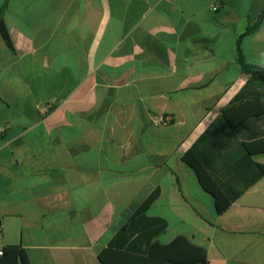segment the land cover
<instances>
[{"label": "crops", "instance_id": "0c3cea01", "mask_svg": "<svg viewBox=\"0 0 264 264\" xmlns=\"http://www.w3.org/2000/svg\"><path fill=\"white\" fill-rule=\"evenodd\" d=\"M263 9L0 0L12 44L0 36V250L101 264L154 190L146 215L166 223L158 242L184 235L207 264H264V101H234L248 79L239 37L245 61L264 68V18L243 36ZM164 115L171 123L155 125ZM202 181L230 201L221 213Z\"/></svg>", "mask_w": 264, "mask_h": 264}, {"label": "trees", "instance_id": "16d2710c", "mask_svg": "<svg viewBox=\"0 0 264 264\" xmlns=\"http://www.w3.org/2000/svg\"><path fill=\"white\" fill-rule=\"evenodd\" d=\"M264 18V9L259 20L249 26L243 36L256 31ZM0 36L9 48L12 44L3 21L0 19ZM242 37V36H241ZM237 39V61L243 74L248 76L246 84L234 101L249 98H263L264 101V68L245 61L239 48L240 38ZM225 114V113H224ZM233 126V125H232ZM183 160L191 166L196 173L199 166L187 155ZM264 172V166H262ZM203 184V181H202ZM204 185V184H203ZM204 187L215 198L216 210L221 213L229 205L230 201H221L219 193L215 189ZM157 191H152L131 215L108 245L98 253L101 264H207L206 249L192 243L184 235H177L171 241L161 244L157 237L164 232L166 223L160 218L146 215ZM0 264H30L26 253L19 246H5L1 249Z\"/></svg>", "mask_w": 264, "mask_h": 264}, {"label": "built area", "instance_id": "2783aa9c", "mask_svg": "<svg viewBox=\"0 0 264 264\" xmlns=\"http://www.w3.org/2000/svg\"><path fill=\"white\" fill-rule=\"evenodd\" d=\"M218 9V5H214L212 7V10H217ZM45 110L47 109L46 107L44 108ZM172 119L169 116H161V117H156L154 119V124L155 125H163V126H167L171 123ZM1 131V130H0ZM2 254V251L0 250V255Z\"/></svg>", "mask_w": 264, "mask_h": 264}, {"label": "rangeland", "instance_id": "374dc122", "mask_svg": "<svg viewBox=\"0 0 264 264\" xmlns=\"http://www.w3.org/2000/svg\"><path fill=\"white\" fill-rule=\"evenodd\" d=\"M151 213H154V205L152 207V209L150 210Z\"/></svg>", "mask_w": 264, "mask_h": 264}]
</instances>
